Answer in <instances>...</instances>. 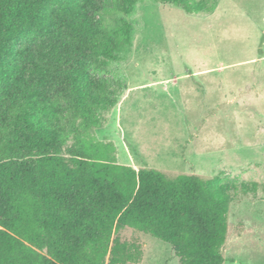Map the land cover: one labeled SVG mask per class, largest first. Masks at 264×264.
I'll list each match as a JSON object with an SVG mask.
<instances>
[{
	"label": "trees",
	"instance_id": "1",
	"mask_svg": "<svg viewBox=\"0 0 264 264\" xmlns=\"http://www.w3.org/2000/svg\"><path fill=\"white\" fill-rule=\"evenodd\" d=\"M208 14L213 0H0V264H129L126 228L180 264H224L230 196L194 175L120 164L93 131L126 90L109 64L139 2ZM99 15V22L95 17Z\"/></svg>",
	"mask_w": 264,
	"mask_h": 264
},
{
	"label": "rangeland",
	"instance_id": "2",
	"mask_svg": "<svg viewBox=\"0 0 264 264\" xmlns=\"http://www.w3.org/2000/svg\"><path fill=\"white\" fill-rule=\"evenodd\" d=\"M121 20L133 42L109 70L126 90L94 136L120 164L217 182L230 196L224 264H264V0H213L203 15L143 1L102 19ZM118 236L141 250L129 264H180L158 238Z\"/></svg>",
	"mask_w": 264,
	"mask_h": 264
}]
</instances>
